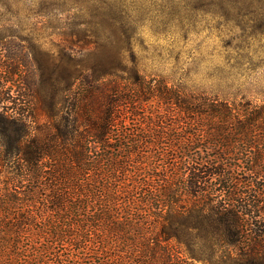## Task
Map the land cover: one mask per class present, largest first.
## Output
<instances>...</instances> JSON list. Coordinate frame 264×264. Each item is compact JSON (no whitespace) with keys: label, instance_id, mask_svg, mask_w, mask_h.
I'll return each mask as SVG.
<instances>
[{"label":"trees","instance_id":"1","mask_svg":"<svg viewBox=\"0 0 264 264\" xmlns=\"http://www.w3.org/2000/svg\"><path fill=\"white\" fill-rule=\"evenodd\" d=\"M136 34L101 33L111 54L67 63L75 74L51 94L44 139L14 127L21 163L0 169V264H257L264 59L175 79L136 55Z\"/></svg>","mask_w":264,"mask_h":264},{"label":"rangeland","instance_id":"2","mask_svg":"<svg viewBox=\"0 0 264 264\" xmlns=\"http://www.w3.org/2000/svg\"><path fill=\"white\" fill-rule=\"evenodd\" d=\"M262 19L264 0H0V169L21 163L8 146L15 126H23V141L46 137L51 94L58 97V85L75 74L67 63L95 47L92 58L113 52L101 33L136 30L132 48L148 67L156 63L175 79H190L196 68L200 80L220 75L226 62L264 59L237 52L238 45L264 48V34H256ZM122 56L129 60L130 52ZM255 225L264 232V215ZM263 251L255 252L257 264Z\"/></svg>","mask_w":264,"mask_h":264}]
</instances>
